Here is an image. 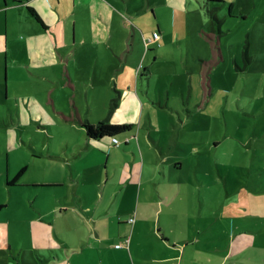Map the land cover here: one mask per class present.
<instances>
[{"label": "rangeland", "instance_id": "374dc122", "mask_svg": "<svg viewBox=\"0 0 264 264\" xmlns=\"http://www.w3.org/2000/svg\"><path fill=\"white\" fill-rule=\"evenodd\" d=\"M106 1L119 3L118 17L123 23L127 19L129 36L135 32L136 37L128 62H121L126 68H121L119 78L118 67H113L102 74V80L95 79L97 87L90 73L91 84L84 78L73 87L64 70L47 66L43 71L32 64L23 41L14 49L7 47L9 60L5 54L0 58V264H20L21 260L37 264L30 231L48 224L54 209L61 212L67 203V170L78 151L68 141H81L84 124L112 117L111 97L119 95L113 86L118 79L130 80V71L144 57L148 23L153 28L157 23L162 26V45L158 52L151 50L145 60L148 70L142 69L135 79L146 101L144 110L140 109L132 130L126 132L130 136L117 135L120 145L108 142L107 137L93 144L105 147L104 155L112 151L114 160L127 165L135 153L146 163L144 180L165 172L160 189L166 199H159L155 192L146 196L143 191L134 200L130 188H123L126 196L113 200L111 210L127 212L139 205L140 209L175 210L191 216L209 205L217 217L222 216L224 225L259 229L239 236L264 249V0H188L185 9H175L167 0ZM60 13L70 19L89 17L90 4L62 0ZM14 14L20 36L41 26L24 8ZM1 28L7 34L5 24ZM121 29L127 28L121 25ZM212 32L222 50V59L214 64V55H208L201 40L202 35L208 42L206 36ZM5 66L7 83L2 80ZM205 73L208 86L200 82ZM176 161L179 170L174 168ZM134 171L140 176L139 169ZM106 206L104 200L99 209ZM165 213L162 219L172 221ZM117 231L126 234V243L130 241L131 228Z\"/></svg>", "mask_w": 264, "mask_h": 264}, {"label": "crops", "instance_id": "0c3cea01", "mask_svg": "<svg viewBox=\"0 0 264 264\" xmlns=\"http://www.w3.org/2000/svg\"><path fill=\"white\" fill-rule=\"evenodd\" d=\"M61 1L0 0V58L5 54L9 60L7 47L10 45L14 49L16 43L23 41L30 50L32 64L43 71L47 70V66L54 70H64L68 76L67 83L73 87L85 80L84 78L97 87L95 79L102 80V74L108 73L113 67H118L116 78H119L121 68H126L124 64L121 67V62H128L130 51L135 48L136 42L135 32L129 36L127 19H124L123 23L118 17L119 3H108L106 0H74L75 4H90L91 16L70 19L60 13ZM167 2L175 9H185L188 0ZM28 7L38 12L43 23L31 15ZM22 8L25 14H30L41 26L21 37L18 21L13 16L14 12L17 13ZM128 8L133 9L130 6ZM141 8L146 10L144 5ZM2 24H5L7 34L2 32ZM139 24L141 25L140 22ZM121 25L127 29L122 30ZM146 30L149 38L154 32H159L160 38L152 41L148 48L145 47L141 62L130 71V80L118 79L115 82L113 88L119 94L118 107L112 112V117L108 118L113 121L111 123L135 124L140 109L143 111L146 105L135 79L138 73H142V69L148 70L145 60L150 56L151 50L156 49L158 52V47L162 45V26L157 23L153 28L148 23ZM121 33L124 34L122 39ZM201 40L210 55L209 41L202 35ZM13 54L18 56L16 52ZM89 73L92 74L91 82L87 75ZM2 80L7 83V66L4 68ZM204 81L205 76L202 75L201 85H204ZM111 98L113 101L116 97ZM129 134L125 133L124 136H130ZM106 137L108 142L113 143L111 137ZM80 138L79 143L68 141V146L78 151L74 153L67 170L69 191L66 194L65 207L61 212L54 209V215H51L53 217L48 224L30 231L32 238L34 237L31 246L32 250H36L37 264H264L263 246L249 243L239 236L242 232L252 234L259 229L252 228L247 231L240 226L224 225L221 222L222 216L217 217L212 206L207 205V208L194 212L191 216L189 213L175 210L165 213L164 209H140L139 205L136 210L132 207L127 212L112 211L111 202L120 195L122 198L126 196L123 194V188H130V197L134 200L141 196L143 191L146 196L155 192L159 199H166L162 197L163 192L160 189L166 177L165 172L156 179L150 177L144 180L146 163L135 153L134 159H130V165H127L114 160L112 151L104 155L101 150L105 147L93 144L102 140L88 138L86 131ZM122 150H126V147ZM136 168L140 170V176L135 174ZM174 168L179 170V161H176ZM129 169L133 173H129ZM152 180L158 182L154 183ZM104 200L107 206L100 210L99 205ZM164 213L172 221H164ZM133 215L135 221L131 222ZM187 217L190 220L187 221ZM118 228H131L132 237L128 243L124 240L126 234L119 235ZM145 232L150 233V237L146 236ZM229 237L231 239L227 244ZM235 238L239 239L238 244L234 242ZM120 243L123 246H117ZM41 251L45 255H42ZM20 252L23 259L24 255ZM19 263L26 264L22 260Z\"/></svg>", "mask_w": 264, "mask_h": 264}, {"label": "trees", "instance_id": "16d2710c", "mask_svg": "<svg viewBox=\"0 0 264 264\" xmlns=\"http://www.w3.org/2000/svg\"><path fill=\"white\" fill-rule=\"evenodd\" d=\"M219 2H223L222 0H216ZM232 3L230 4V8L232 9ZM29 11L31 13V15L39 22L43 23V20L41 18V16L38 14V12L32 8V7H28ZM211 17H215L216 20L217 17L215 16L214 12H212L211 10L208 11ZM220 22V21H219ZM215 33V31H214ZM219 33H221V30H219ZM208 41L209 44L211 46V52L212 55H214V57L211 56L212 58V64L216 63V61H219L222 59L221 57V47L218 44V37H216L213 35V33L208 34ZM247 47L245 46V49L243 51V53L246 55L247 54ZM208 71V69L206 70ZM209 72V71H208ZM208 73H205V83L208 86L209 85V76H207ZM118 107V103H117V98H114L111 105H110V110L111 113ZM134 124L133 123H111L109 121V119L106 120H101L99 122H97L96 124H84L83 127L85 128L86 131V135L88 138L91 139H96V140H100L106 136H109L111 138L113 137H117L118 134L123 133V132H129L132 130ZM127 143V142H125ZM20 176V173H18L15 177V179H17ZM1 207V206H0Z\"/></svg>", "mask_w": 264, "mask_h": 264}, {"label": "built area", "instance_id": "2783aa9c", "mask_svg": "<svg viewBox=\"0 0 264 264\" xmlns=\"http://www.w3.org/2000/svg\"><path fill=\"white\" fill-rule=\"evenodd\" d=\"M27 1H29V0H27ZM160 38V34H159V32H154L153 33V36L151 37V38H147V37H144V42H145V44H146V46H149V44L152 42V41H154V40H157V39H159ZM112 140H113V143L115 144V145H120L122 142L119 140V138H117V137H113L112 138ZM128 138L125 140V142H128ZM130 221L131 222H134L135 221V217L134 216H132L131 218H130ZM117 246H119V245H117Z\"/></svg>", "mask_w": 264, "mask_h": 264}]
</instances>
